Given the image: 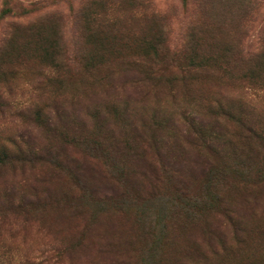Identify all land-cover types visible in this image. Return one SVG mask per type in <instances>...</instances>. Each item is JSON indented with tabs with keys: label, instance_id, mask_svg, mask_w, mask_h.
I'll list each match as a JSON object with an SVG mask.
<instances>
[{
	"label": "rangeland",
	"instance_id": "1",
	"mask_svg": "<svg viewBox=\"0 0 264 264\" xmlns=\"http://www.w3.org/2000/svg\"><path fill=\"white\" fill-rule=\"evenodd\" d=\"M89 1L0 0V264H264V0Z\"/></svg>",
	"mask_w": 264,
	"mask_h": 264
},
{
	"label": "trees",
	"instance_id": "2",
	"mask_svg": "<svg viewBox=\"0 0 264 264\" xmlns=\"http://www.w3.org/2000/svg\"><path fill=\"white\" fill-rule=\"evenodd\" d=\"M246 0L243 1V3ZM249 3H253L251 0H248ZM116 4L124 5L126 7V11L130 13L135 7L140 5L138 0H90L87 5H84L78 9L77 15V22L78 24L82 25L84 30H81L80 36H86L88 39L87 43L90 45L87 51V56L98 55L99 52H111L112 49V42L114 39L120 35L121 29L117 26L116 17L112 15V10ZM247 4V2H246ZM132 16V15H131ZM129 16V18L131 17ZM50 24L53 23L54 26L51 27L53 32L59 34L60 30H57L58 24L56 20H52L51 17H45L43 24ZM84 31V32H83ZM49 36H51L49 34ZM58 37V36H57ZM51 39L44 38L46 43L50 42ZM16 41L14 32H12L11 37L8 39V44L4 47L3 51L0 53V72L4 71V69L8 68V65L3 62L2 56L11 55L12 52V44ZM147 49L145 50L146 55H150L149 47L152 48V52L155 54L156 52V45H151L149 43ZM153 44V43H152ZM41 51L43 52L44 56L50 55L49 47H42ZM200 48H196L195 55L190 57L188 60V64L190 67L197 71H204L210 73L211 69H216L215 58L216 56L208 55L207 52L204 54H200ZM59 51H56L55 55H57ZM55 55H51L54 57ZM199 60L198 64H194L195 60ZM9 70V69H6ZM5 70V71H6ZM242 117V115H240ZM240 121V118L238 119ZM248 122V121H247ZM244 122H242L243 124ZM249 123V122H248ZM246 137H252L256 139H262L263 133L256 128H252L248 126L246 128ZM6 146L0 145V164H3L8 156ZM35 264H41L40 262Z\"/></svg>",
	"mask_w": 264,
	"mask_h": 264
}]
</instances>
